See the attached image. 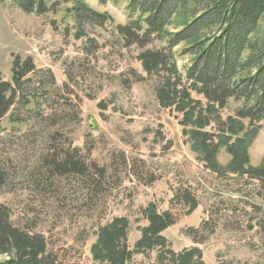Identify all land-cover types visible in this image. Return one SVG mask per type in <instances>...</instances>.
<instances>
[{
	"label": "rangeland",
	"instance_id": "obj_1",
	"mask_svg": "<svg viewBox=\"0 0 264 264\" xmlns=\"http://www.w3.org/2000/svg\"><path fill=\"white\" fill-rule=\"evenodd\" d=\"M79 3L108 15L112 25L88 29V36L77 40L70 12ZM51 4L54 10L39 16L24 13L14 0H0V79L13 84L16 57L31 59L38 70L26 87L29 104L17 100L0 119V172L5 176L0 206L12 210L16 225L45 235L55 250L67 251L81 264H95L91 247L96 232L115 217L130 220L128 245L134 250L141 228L148 225L143 211L150 204L175 216L176 223L163 233L174 252L199 248L205 264H264L260 215L252 208L261 205L252 198L258 182L247 176L219 178L200 161L183 134L181 116L158 102L154 82L136 59L138 52L124 47L120 28L130 21L127 3ZM174 22L167 33L180 30L183 21ZM259 31L264 34V17ZM184 47L174 51L182 73L190 60L179 55ZM131 70L145 80L134 82ZM193 98L206 104L203 96ZM233 109L230 104L222 111L223 120L233 116ZM243 123L241 136L248 140L244 169H264V121L257 132L249 120ZM205 131L216 142L217 128ZM58 149L75 153L84 174L49 177L42 163ZM217 160L227 167L233 157L221 147ZM186 189L199 202L191 215L188 206L173 201L178 190ZM239 190L247 196L239 197ZM193 230L199 232L197 242ZM155 257L136 255L132 263H154Z\"/></svg>",
	"mask_w": 264,
	"mask_h": 264
},
{
	"label": "trees",
	"instance_id": "obj_2",
	"mask_svg": "<svg viewBox=\"0 0 264 264\" xmlns=\"http://www.w3.org/2000/svg\"><path fill=\"white\" fill-rule=\"evenodd\" d=\"M127 3L129 23L120 28L125 48H135L136 59L155 84L158 102L170 107L181 116L183 134L188 137L193 151L198 154L207 169L219 178L235 175L249 177L254 184L252 198L260 201L253 206V213L260 215L257 227L264 240V169H244L247 157V138L243 120H249L253 132L260 130L264 121V34H260L259 23L264 17V0H123ZM26 14L46 15L54 10L50 0H14ZM71 13L75 38L88 36V29L112 25V19L79 3ZM179 19L180 30L167 33V28ZM175 23V22H174ZM119 32V31H118ZM163 41L157 47V41ZM180 56L190 60L182 73L178 69L175 49L181 45ZM95 49L99 45L93 40ZM38 70L31 59L24 62L16 57L13 64V84L0 79V119L15 105L29 104L26 87L31 83L30 75ZM44 73V72H43ZM52 83L54 78L51 71ZM134 82L145 78L131 70ZM203 96L206 104L195 100L193 95ZM234 105L233 116L226 120L222 111ZM218 131L215 142L208 132L209 126ZM224 147L232 155V163L220 166L217 160L219 148ZM77 151V150H75ZM127 165V160L124 158ZM42 165L49 177L65 174H84L83 164L75 160V153L62 154L58 149L47 156ZM105 175V171L102 170ZM5 176L0 172V181ZM245 189V188H244ZM239 197L245 198L244 190ZM190 208L188 215L199 207L196 196L190 190H178L173 201ZM12 210L0 206V264H81L74 261L67 251L55 250L51 240L40 233H32L13 221ZM148 225L141 228V238L130 250L128 236L131 222L127 217H115L99 227L96 242L91 247L95 264H134L136 255L146 258L156 254L150 264H205L199 248L176 253L170 248L163 233L176 223L171 211L158 212L154 204L143 211ZM203 224L200 230H205ZM197 242L198 230H193ZM203 243V242H200Z\"/></svg>",
	"mask_w": 264,
	"mask_h": 264
}]
</instances>
